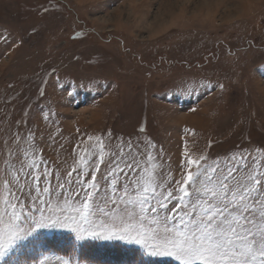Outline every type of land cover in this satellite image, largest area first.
<instances>
[{
  "label": "rangeland",
  "instance_id": "rangeland-1",
  "mask_svg": "<svg viewBox=\"0 0 264 264\" xmlns=\"http://www.w3.org/2000/svg\"><path fill=\"white\" fill-rule=\"evenodd\" d=\"M29 129L56 166L96 137L150 140L176 178L185 152L264 149V0H0V139ZM74 236L39 228L0 264H175Z\"/></svg>",
  "mask_w": 264,
  "mask_h": 264
},
{
  "label": "snow or ice",
  "instance_id": "snow-or-ice-1",
  "mask_svg": "<svg viewBox=\"0 0 264 264\" xmlns=\"http://www.w3.org/2000/svg\"><path fill=\"white\" fill-rule=\"evenodd\" d=\"M73 151L56 166L30 129L0 139V260L37 229L61 227L76 242L126 241L175 264H264V149L185 152L179 178L150 140L96 137Z\"/></svg>",
  "mask_w": 264,
  "mask_h": 264
},
{
  "label": "trees",
  "instance_id": "trees-1",
  "mask_svg": "<svg viewBox=\"0 0 264 264\" xmlns=\"http://www.w3.org/2000/svg\"><path fill=\"white\" fill-rule=\"evenodd\" d=\"M101 249H88V253L86 254V256L84 258H86L88 256L94 257V256L98 255L99 260H102V256H105V259H106V255H109V256H111V263H106L103 261L105 264H117L116 261L120 262L119 258L117 257L118 251H116V250L111 251L110 250V251H107L108 253H106V252H101L100 251ZM113 257H114V260H112ZM116 257H117V260H116ZM87 259L90 260V258H86V260Z\"/></svg>",
  "mask_w": 264,
  "mask_h": 264
}]
</instances>
